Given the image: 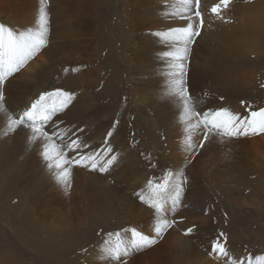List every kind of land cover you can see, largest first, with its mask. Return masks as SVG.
<instances>
[{
	"label": "rangeland",
	"instance_id": "1",
	"mask_svg": "<svg viewBox=\"0 0 264 264\" xmlns=\"http://www.w3.org/2000/svg\"><path fill=\"white\" fill-rule=\"evenodd\" d=\"M128 1L132 2L130 10L125 5L129 3ZM200 1H194L193 10L201 22L205 12L209 11L210 14L215 12L216 15H220L217 10L222 8V11L225 9L226 12L221 14L224 15L221 17L228 22L229 31L240 30L245 23L243 15L249 8L247 6L243 12L240 5L246 4L244 1L238 0L240 3H237L236 0H213L205 11ZM258 1L247 2L255 4ZM147 2L148 0H0V61L5 64L0 66V87L2 86L0 150L4 152L0 157V264H264V161L256 163L254 160L256 158L249 160L245 153L246 147L242 149L235 147L232 154L236 157L229 158L231 161L224 159L227 156L222 154L216 155L215 158H210L206 154L200 155L199 159L191 157L194 162L191 175L193 178L181 175L179 181L174 180L175 183L171 176L168 178L165 176V183L156 178L153 185L159 186L158 192L149 189L147 183L140 178L138 181L135 180L136 182L120 180L121 183L128 185L136 202L132 207L125 206L120 201L122 198L119 197L120 188L114 181L115 174H110L117 160L119 148L125 146L127 150L133 149L131 151H135L136 154L141 152L137 157L138 160L147 158L148 162L152 163L151 168L152 166L159 168L163 161L160 155L162 152L157 151L156 148H160L161 145L155 144L154 135H160L161 129L165 128V124H160L161 129L159 128L153 114L158 108L157 104H162L161 100V103L157 101L158 103L152 104L145 111H140L139 107L142 104L139 106L137 104L139 103L138 87L132 84L134 79L131 73L134 59L127 43L129 37L123 29L133 31L135 23L142 18L143 22L138 23L141 25L140 31L136 30L134 33L144 35L154 30L150 28L151 25L146 24L149 21L148 17L153 16L152 18L160 21L158 19L160 15L162 19L168 16L176 17L179 16L180 10H187L178 3L177 6L170 7L166 11L151 10L155 13L157 11L156 14L151 15L145 10L146 7L144 8ZM39 4H43L46 8L52 4L66 7L72 15L74 14L72 20L75 22L72 25L75 30H80L78 34L63 39L55 37L56 32L67 34L66 30H61L66 24L57 11L48 10L44 14L45 17L43 16L44 23L41 19L36 25L34 24L35 26L31 24V28L15 24L17 22L15 15L24 14ZM237 4H240V8ZM259 7L256 5V9L251 10L254 11L252 14L256 16L263 8ZM255 11L258 13L255 14ZM256 17L252 41H255L258 51L249 54L251 56L240 64L242 69L236 68L237 73L241 71L240 73L246 74V86L230 88L223 80L222 82L209 79L200 87L202 90L199 93L204 98V101L199 100L201 104L218 99L223 101L228 98L224 94L229 90H234V93L229 91L232 95L236 93L241 97L250 98L245 100L242 98V101L253 99L254 102H251L255 105L252 106L254 109L251 114L253 119L255 118L252 122L253 132L250 134L241 131L239 137L264 136V124L259 123L261 115H264V13L260 11V15ZM190 21L187 19L180 24L181 28L187 27L186 29L190 31L189 25L193 24ZM76 22L79 24L77 25ZM202 26L201 23V27L199 24L197 30H194L193 37H191L193 30L191 34H184L185 40L190 42L188 48L196 42ZM55 29L59 30L55 31ZM187 30L183 29L185 33ZM18 32L24 37L22 39L26 36L28 42L32 41L31 46L26 44L27 52L24 59H21V50V54L16 52L12 57V51L8 50L15 44L7 38H11L12 33ZM64 41L68 44L60 43ZM242 41H245V38ZM142 48L141 45L134 48L141 50L140 56L145 52ZM37 55H40L41 60L36 58ZM254 57L256 61H253ZM6 59L22 60L23 63H16L9 68ZM37 60L42 61V64L39 61L37 63ZM29 61H36L33 70L30 69L29 77L27 76L29 79L27 77L20 79L18 75L25 70ZM190 64L191 61L186 60L185 64H181V68L185 71ZM163 67L165 68V64ZM175 67L177 68L178 65ZM175 67L176 72L178 68ZM151 68L149 67L151 72H154V67ZM159 70L157 72L162 80L160 83L167 84L170 78L168 81L163 79L162 74L165 72L161 73V70L164 69ZM175 81L177 82V79L172 78L171 82ZM104 82L107 86H104ZM15 84L22 86L15 87ZM28 86L31 89V96L24 104L20 102V93ZM186 92L187 98L189 97L188 99L194 104L189 96L190 94L194 97L192 91ZM95 108L99 109L100 115L96 113ZM212 108L214 107L205 109L209 110L207 116H204V112H196L199 121L202 120L200 123L205 125L208 132L218 128L225 130V124L220 122L223 118L220 119L217 110L210 111ZM171 109L166 112L173 115ZM204 117H208L205 119H210L209 121L215 119L214 123L204 121ZM102 118L112 122V128L101 129L104 133L98 127V122ZM17 127L19 131L15 130ZM27 129L34 131L31 133ZM237 129V126L231 125L227 128L228 131L225 130L227 132L225 135L231 136L232 132H238ZM112 135L120 136L123 145L118 146V141H110ZM33 139L42 148H39L38 144V146L32 144ZM10 140L12 143L9 142ZM260 144L264 151V139L260 140ZM2 145L9 146V149ZM114 146L117 147L116 151ZM42 153L46 155V159ZM59 164L63 166L60 167ZM82 170L86 176L80 177V184L82 183L80 187L74 186L71 181L73 174H80ZM100 177L103 179L101 180Z\"/></svg>",
	"mask_w": 264,
	"mask_h": 264
},
{
	"label": "bare ground",
	"instance_id": "2",
	"mask_svg": "<svg viewBox=\"0 0 264 264\" xmlns=\"http://www.w3.org/2000/svg\"><path fill=\"white\" fill-rule=\"evenodd\" d=\"M42 1V0H41ZM123 1V0H122ZM194 1L195 0H148L147 4L144 6V8L146 7L145 10L149 11V14L153 15L156 14L155 11L152 12L151 10L154 9H162L163 11L168 10L170 7H175V5H181V7L186 8L187 10L183 11L180 10L179 11V16H171L169 18H165L162 19L161 15L160 17H158V19L160 21H158L155 18H152L153 16H151V18H147L149 19V23L145 22L146 24L151 25L150 28L154 29L153 31H149L150 33L147 34H138V33H134V31L137 30L140 31V27L141 22H143L142 18L135 23V25L133 26V31L132 30H125L123 29V32L128 35L127 39H128V47L130 52H132V57H133V64L131 65V73L133 74V79L134 82L132 83L134 86L136 85L138 88V96H139V105L142 104L140 108V111H145V109H147L149 106H151L154 103H158L162 101V104H157L158 108L157 110L154 111V115L156 117V123L160 128V124H165V128L162 130L161 128V134L160 135H154L155 138V144L158 143L160 144V148H156L157 151L162 152L160 155L162 156V163L161 165L158 167H153L151 168V164L148 162V159H144L141 160V158L138 160V156L139 154H136L134 152H132L131 150H127L125 148V146H121V148H119L118 150V156H117V160L114 162L113 164V168L110 172V174H115V183L117 184V186H119V197L122 198V200H120L122 202V204H124L125 206H135V202L136 200L132 198V193H130L129 189H128V185H126V183H124L125 181L130 182V181H138V178H140L143 182L147 183L146 186L149 189H153L155 191H160L158 190L159 186H155L153 185V183L155 182L156 178H159V180L161 179L163 183H165V176L168 178L169 176L172 177V180L174 182V180L179 181L181 179V175H184V177L186 178H193V176H191L193 173V164L194 162H192L191 157H195V159H199L201 158L200 155L202 154H206L207 156H209L210 158H215L217 157L216 155H225L227 156L224 159H234L236 156L232 154V150L235 149V147L238 148H243L246 147V151L245 153L247 154V158H256L254 159L257 162H263L264 161V151L261 148V144H260V140L264 139V136H260L258 135L257 138H251L250 136H244L241 135L239 137V133L241 131H245L247 133L253 132L252 131V122H254V119L252 117V112H253V105L251 102H254L253 99L252 101L247 100L246 102L244 101L245 99H250L248 98V96L245 97H241L240 95H236V93L234 95H232L231 93H234V90L232 91H228L226 92L227 94H224V96H228V98H226L223 101H205L204 103L201 104V102L199 100L204 101L203 95H200V91L202 90L203 83L205 84V82H207L209 79L211 80H220V81H225L228 86L230 88L233 87H242L244 88L247 84V79H245L246 74L240 73L238 70V73L236 72V68L240 67V64L243 63V61L246 59H248V56H251L249 54L255 53L258 50H256L258 47L255 44V41L253 40V35L255 34V24H256V16L260 15V11L264 13V0H259L258 2H256L255 4H249L247 1L248 0H241L244 1L246 4H242L240 5L243 8V12L245 10V8H249L246 9L247 13H244V19L245 23L242 25L241 29H232L231 31L228 30V22H225V18L221 17L224 15L223 14L225 11V9L222 11V8L218 9L217 12L218 14L221 13L220 15H216L215 12L210 14L209 11L205 12V14H203L202 16V22L199 21L197 15L195 14L196 12H194L193 8H194ZM200 1V0H199ZM202 1V9L205 11L207 6L213 1V0H201ZM200 1V2H201ZM220 1V0H219ZM237 3H240L238 0H236ZM257 1V0H256ZM129 2V1H128ZM226 2V1H225ZM132 2H129L127 4H125L126 6H128V8L131 6ZM236 5V3H234ZM239 5L237 4L238 8ZM256 5L263 7L260 9L259 13L256 12L255 14H257L256 16L254 14H252L251 10H255L256 9ZM124 6V4H123ZM122 6V8H123ZM225 6V5H224ZM226 7V6H225ZM233 7V6H232ZM235 7V6H234ZM259 7V8H260ZM125 8V7H124ZM179 8V7H178ZM241 8V9H242ZM198 9V8H197ZM210 9V8H208ZM49 11H57L60 12L61 15V20L64 21V24H66L63 28H61V30H66L67 34L62 35L59 32H56L55 37L63 39V38H68V36H73L78 34L77 32H79L77 29L75 30L73 27V23L75 22V20H72V15L70 13V11L68 9H66V7H63L60 5L55 6L54 4H52L51 6H48L47 8L43 5V4H39L37 6H35L34 8H31L30 10H27L24 14H17L15 15V20L17 21L15 24L16 25H20L23 26L24 28H31V24H37V22H40V20L42 19V23H44L43 18L45 17V13H47ZM130 10V8H129ZM134 10V8H133ZM234 10V9H232ZM258 10V8H257ZM161 11V10H160ZM211 11V9H210ZM215 11V10H214ZM221 11V12H220ZM135 12V11H134ZM159 12V11H158ZM238 12V11H237ZM241 12V14L243 13ZM248 12H251L250 14ZM50 13V12H49ZM148 13V12H147ZM164 13V12H163ZM204 13V12H203ZM125 14V13H124ZM134 13H132L133 15ZM162 14V12H161ZM142 15V14H141ZM145 15V14H143ZM148 15V14H147ZM42 16V18H41ZM44 16V17H43ZM129 16V15H127ZM131 16V15H130ZM149 16V15H148ZM159 16V15H158ZM196 16V18L194 17ZM242 16V17H243ZM252 16V17H251ZM256 19H255V17ZM123 17V15H122ZM126 17V16H124ZM133 17V16H131ZM142 17V16H141ZM57 18V17H55ZM157 18V17H156ZM46 19V18H45ZM74 19V18H73ZM133 19V18H131ZM138 19V18H136ZM146 19V20H147ZM191 20V24L189 25V30L188 31L186 28H183L184 30H187V32L185 33L183 31V29L181 28L180 24L186 22V20ZM235 19V18H234ZM126 20V19H125ZM145 20V17H144ZM260 20V19H258ZM78 21V20H77ZM128 21V20H127ZM130 21V20H129ZM134 21V20H132ZM130 21V22H132ZM136 21V20H135ZM242 21V20H241ZM255 21V22H254ZM15 22V21H14ZM125 22V21H124ZM189 22V21H188ZM77 25L79 24V22H76ZM201 23L203 24L202 28L201 27ZM258 23V22H257ZM262 23V22H261ZM137 24V25H136ZM188 24V23H187ZM186 24V25H187ZM190 24V23H189ZM197 26H195V25ZM200 24V29H201V33L197 36L196 42H194V45L191 46L190 48H188V45L190 44V42L188 43L187 40H185L184 38V34H191L192 30V36L194 35V30L196 31L198 26ZM34 25V26H35ZM76 25V26H77ZM124 25H126L124 23ZM143 25V24H142ZM194 25V26H193ZM260 25V23H259ZM129 26V24H128ZM127 26V27H128ZM180 26V28L178 27ZM234 26V25H233ZM257 26V25H256ZM18 27V26H17ZM78 27V26H77ZM80 27V26H79ZM124 27V26H123ZM130 27V26H129ZM20 27H18L19 29ZM34 28V27H33ZM38 28V26H37ZM125 28V27H124ZM264 28V27H263ZM41 29V28H40ZM127 29V28H126ZM132 29V28H130ZM260 29V28H258ZM21 30V29H19ZM59 30V29H55ZM119 30V29H118ZM117 30V31H118ZM125 30V31H124ZM18 31V30H17ZM23 31V30H22ZM28 31V29H27ZM32 31V30H31ZM40 31V30H39ZM84 31V30H83ZM87 31V30H86ZM259 31V30H258ZM261 31V30H260ZM34 32V31H33ZM64 32V31H63ZM82 32V31H81ZM119 32V31H118ZM122 31H120L121 33ZM38 33V31H37ZM41 33V32H40ZM39 33V34H40ZM84 33V32H83ZM106 33V32H105ZM144 33V32H143ZM34 34V33H33ZM44 34V33H43ZM107 34V33H106ZM109 34V32H108ZM138 36H137V35ZM260 34V33H258ZM263 34V33H262ZM10 35V34H8ZM12 37L11 38H7L9 41H11L13 44H15L14 46H11L10 49L8 48V50L12 51L11 52V57L17 53H20L22 51L21 54V59L25 58L26 55V50H27V45H32V41L28 42V38L22 39L24 37H21V33H12ZM37 35V34H36ZM50 35V34H49ZM53 35V34H52ZM80 35V34H79ZM84 35V34H82ZM110 35V34H109ZM119 35V34H118ZM188 35V34H187ZM28 36V35H27ZM38 36V35H37ZM36 36V37H37ZM40 36V35H39ZM67 36V37H66ZM248 36V37H247ZM261 36V35H260ZM31 37V35L29 36ZM106 37V35H105ZM118 37V36H117ZM122 37V36H121ZM125 37V36H124ZM190 37V35H189ZM77 38V37H76ZM109 38V36H108ZM126 38V37H125ZM243 38H245V41H242ZM116 39V38H115ZM120 40V38H118ZM122 40V39H121ZM38 41V40H37ZM40 41V40H39ZM68 41V40H67ZM64 41V42H60V43H64L63 45H67L68 42ZM35 43V42H34ZM110 43V42H109ZM27 44V45H26ZM101 45V44H100ZM99 45V46H100ZM116 45V44H115ZM119 45V44H118ZM132 45V48H130ZM143 47L142 49L145 50L144 54L142 56H140L139 54H141V50H137L134 49L135 47ZM53 47V46H52ZM119 47V46H118ZM56 48V47H55ZM58 48V47H57ZM61 48V47H60ZM59 48V49H60ZM141 49V48H140ZM21 50V51H20ZM51 50V49H50ZM49 50V51H50ZM61 51V50H60ZM118 51V50H117ZM7 52V51H6ZM9 52V51H8ZM80 52V51H79ZM50 53V52H48ZM66 53V52H65ZM40 54V53H39ZM44 54V53H43ZM113 54V53H112ZM116 54V53H114ZM120 54V53H119ZM105 55V54H103ZM128 55V54H127ZM255 55V54H253ZM44 56V55H43ZM100 56V55H99ZM110 56V55H109ZM112 56V55H111ZM122 56V55H121ZM147 56V57H146ZM39 60H41L40 55H37V57ZM35 58V59H36ZM47 59V57H44ZM108 58V57H107ZM113 58V57H111ZM255 58V57H254ZM258 58V56H257ZM33 59V60H35ZM252 59V57H251ZM9 63H8V67L10 68L11 66L16 65V63H23V61H19V60H9L6 59ZM37 60V63L38 61ZM49 60V58L47 59V61ZM127 60V59H126ZM186 60H190L191 64L189 65V67L187 68V70L184 71V69L181 68V64H185ZM44 61H46L44 59ZM256 61V58L253 60ZM252 61V62H253ZM27 62V61H26ZM30 62V61H29ZM28 62V63H29ZM36 62V61H35ZM35 62H30L29 64L26 63V68L22 73H18L20 79L21 78H26L27 76L29 77V73H30V69L33 70V66L35 65ZM40 62V61H39ZM42 62V61H41ZM40 62V64H42ZM102 62V61H101ZM44 63V62H43ZM46 63V62H45ZM256 63V62H255ZM130 64V62L128 63ZM127 64V65H128ZM165 64V68L163 67ZM5 65L3 64L2 61H0V66ZM39 65V64H38ZM161 65V66H160ZM175 65H178V69L175 67ZM159 69H164L161 70L165 72L164 76L162 74L163 79H165L166 81H168V79L170 80L166 86L165 84H161L160 82L162 81L160 78V74L158 71H160L159 69H157L158 67ZM177 69L176 72L174 71V67ZM183 66V65H182ZM187 66V65H185ZM25 67V66H24ZM38 66H36L37 68ZM102 67V66H101ZM124 67V66H123ZM149 67H154V72H151L152 68L149 69ZM157 67V68H156ZM242 67V66H241ZM240 67V68H241ZM35 68V67H34ZM184 68V67H183ZM239 68V69H240ZM13 69V68H12ZM129 69V68H128ZM242 69V68H241ZM43 71V70H42ZM243 71V70H242ZM255 71V70H254ZM34 72V71H32ZM31 72V73H32ZM6 73V72H5ZM39 73V72H38ZM42 73V72H40ZM106 73V72H105ZM108 73V72H107ZM130 73V74H131ZM240 73V74H239ZM252 73V72H250ZM35 74V73H34ZM103 74V73H102ZM188 74V75H187ZM254 74V72H253ZM17 75V74H16ZM42 76V75H41ZM138 76V77H137ZM256 76V74H255ZM254 76V77H255ZM27 77V78H28ZM38 77V76H37ZM106 77V76H105ZM13 78V77H12ZM33 78V77H32ZM31 78V79H32ZM43 78V77H42ZM107 78V77H106ZM105 78V79H106ZM172 78L177 79V82H171ZM249 78V77H248ZM19 79V80H20ZM29 79V78H28ZM27 79V80H28ZM104 79V80H105ZM108 79V78H107ZM252 79V78H251ZM250 79V80H251ZM256 80V78H254ZM258 79V78H257ZM14 80V79H13ZM109 80V79H108ZM249 80V81H250ZM253 80V79H252ZM261 80V79H260ZM11 81V80H9ZM8 81V82H9ZM17 81V80H16ZM22 81V80H21ZM25 81V80H23ZM106 81V80H105ZM133 81V80H131ZM164 81V80H163ZM185 81V82H184ZM222 81V82H223ZM29 82V80H28ZM34 82V81H33ZM107 82V81H106ZM122 82V81H121ZM187 82V83H186ZM258 82V81H257ZM14 83V82H13ZM21 83V82H20ZM30 83V82H29ZM105 83V82H104ZM28 84V83H27ZM117 84V83H116ZM11 85V84H10ZM17 87L20 84H15ZM106 85V83L104 84V86ZM186 85V86H185ZM32 86V85H31ZM107 86V85H106ZM110 86V85H109ZM252 86V85H251ZM251 86L248 87L249 91L251 89ZM257 86V85H256ZM2 87V86H1ZM0 87V89H1ZM30 86L26 87L24 89V91L21 92L20 90V102L26 104L29 101V97L31 96V89L29 88ZM111 87V86H110ZM124 87V86H123ZM127 87V86H126ZM132 87V86H131ZM4 88V87H3ZM130 88V87H129ZM106 89V88H105ZM136 89V88H135ZM254 89V88H253ZM256 89H258L256 87ZM7 90V89H6ZM11 90V88L9 89ZM14 90V89H13ZM18 90V89H17ZM134 90V89H133ZM5 91V90H4ZM15 91V90H14ZM106 91V90H104ZM103 91V92H104ZM186 91H192V94L194 95V97H192L190 94V99L195 102L194 104L191 103V101L187 98V92ZM199 91V92H198ZM252 91V90H251ZM261 91V90H260ZM6 92V91H5ZM11 92V91H10ZM18 92V91H17ZM37 92L38 89H37ZM248 92V91H247ZM3 93V92H2ZM14 93V92H13ZM135 95L136 92L134 91ZM240 93V92H239ZM263 93V91H262ZM9 94V91H8ZM106 94V92H105ZM124 94V93H123ZM133 94V93H132ZM241 94V93H240ZM251 94V93H249ZM264 94V93H263ZM17 95V94H15ZM104 94H102L103 97ZM264 96V95H263ZM262 96V97H263ZM17 97V96H16ZM19 97V96H18ZM251 97V96H250ZM261 97V96H260ZM259 97V98H260ZM10 98V97H9ZM111 98V97H110ZM177 98V100H176ZM244 99L243 101L241 99ZM254 98V97H253ZM258 98V99H259ZM12 99V97H11ZM113 99V98H112ZM137 99V98H136ZM194 99V100H193ZM208 99V98H207ZM257 99V98H256ZM255 99V100H256ZM257 99V100H258ZM14 100V99H13ZM105 100V99H104ZM133 100V99H132ZM161 100V101H160ZM212 100V99H211ZM16 101V100H15ZM32 101V100H31ZM117 101V100H116ZM135 101V100H134ZM158 101V102H157ZM18 102V100H17ZM104 102V101H103ZM114 102V101H113ZM124 102V101H123ZM138 102V101H137ZM263 102V101H262ZM13 103V102H12ZM11 103V104H12ZM15 103V102H14ZM20 103V104H21ZM101 103V102H99ZM10 104V105H11ZM16 104V103H15ZM39 104V103H38ZM104 104V103H103ZM257 104V103H255ZM260 104V103H258ZM14 105V104H13ZM99 105V104H98ZM97 105V106H98ZM120 105H122L120 103ZM127 105V104H125ZM167 105V106H165ZM180 105V107H179ZM41 106V105H40ZM257 106V105H256ZM9 107V106H8ZM26 107V105H25ZM96 107V106H95ZM101 107V106H99ZM98 107V108H99ZM155 107V106H154ZM209 107H214L212 108V110L210 109V111H214L217 110L218 114H220V119L223 118V121H220L221 123L225 124V130H227L228 127H230L232 125L233 126H237L238 132H230L231 136H227L225 134H227V132L225 130H219L218 129H213L212 131L210 130V132H208L207 129H205V125L203 126L202 123H200L201 121H199L196 112L197 111H201L204 112V116L208 114L209 110H205ZM255 107V105H254ZM0 108H1V104H0ZM23 108V107H22ZM53 108V107H52ZM98 108H95L96 113L98 115H100V111ZM123 108V107H122ZM172 108V109H171ZM263 108V107H262ZM21 109V108H20ZM102 109V108H101ZM154 109V108H153ZM170 109L173 111V115H170L169 113H167L166 111ZM180 109V110H179ZM23 110V109H22ZM6 111V109H5ZM9 111V109H8ZM139 111V112H140ZM122 112V111H121ZM120 112V113H121ZM136 112V111H135ZM134 112V113H135ZM5 113V112H4ZM9 113V112H8ZM132 113V111L130 112ZM138 113V112H137ZM147 113V112H145ZM200 113V112H199ZM211 113V112H210ZM140 114V113H138ZM202 114V113H200ZM255 114V113H254ZM37 115V114H36ZM128 115V113H127ZM144 115V113H143ZM211 115V114H210ZM214 115V114H213ZM18 116V115H17ZM107 117V115H105ZM130 116V115H129ZM146 116V115H145ZM209 116V115H208ZM102 117V116H101ZM136 117V116H135ZM211 117V116H209ZM58 118V117H57ZM56 118V119H57ZM110 118V117H109ZM130 118V117H129ZM133 118V117H132ZM201 118V116H200ZM206 117H204L205 119ZM208 118V117H207ZM206 118V119H207ZM204 120V121H209L208 120ZM212 119V118H211ZM217 119V118H216ZM103 120V118H102ZM98 122V127L101 129L105 130L111 127V121L109 120H103V121ZM215 120V119H214ZM214 120L213 121L214 123ZM11 121V120H10ZM203 121V122H204ZM209 121V122H211ZM9 122V121H8ZM12 123V122H11ZM10 123V125H11ZM260 124H264V115H261L260 117ZM217 124V121H216ZM222 124V125H223ZM230 124V126H229ZM14 125L16 126V124L14 123ZM23 125V124H22ZM118 125V124H117ZM211 125V123H210ZM219 125V124H218ZM21 126V125H20ZM18 126V127H20ZM26 126V125H25ZM119 126V125H118ZM17 129L15 130H18ZM30 127V126H29ZM129 127V126H128ZM28 128V127H26ZM112 128V127H111ZM114 128V127H113ZM144 128V127H143ZM221 128V126H220ZM224 128V127H222ZM77 129V128H76ZM75 129V130H76ZM20 130V129H19ZM18 130V131H19ZM29 130V129H27ZM25 131V129H24ZM30 131V130H29ZM28 131V132H29ZM32 131H34L33 129L30 131L32 133ZM85 131V130H84ZM112 131V130H111ZM230 131V129H229ZM21 132V131H20ZM23 132V131H22ZM26 132V131H25ZM103 132V131H101ZM107 132V131H106ZM35 133L38 132L36 131ZM34 133V134H35ZM82 133V132H81ZM104 133V132H103ZM134 133V132H133ZM16 134V133H15ZM100 134V133H99ZM102 134V133H101ZM112 134V133H111ZM4 135V134H3ZM22 135V134H21ZM27 135V134H26ZM32 135V134H31ZM124 135V134H123ZM140 135V134H139ZM247 135V134H246ZM254 135V134H253ZM10 136V135H9ZM14 136V135H13ZM16 136H20V135H16ZM30 136V135H28ZM39 136V135H38ZM104 136V135H102ZM142 136V135H141ZM161 136H163L164 138H161ZM7 137V136H6ZM12 137V136H11ZM31 137V136H30ZM40 137L41 134H40ZM76 137V136H75ZM111 137V136H110ZM116 137V136H114ZM112 135V138L110 139V141H118V146L119 145H123L121 144L122 138L116 137L115 138ZM122 137V136H121ZM14 138V137H13ZM12 138V139H13ZM28 138V137H27ZM32 138V137H31ZM35 138V137H34ZM39 138V137H38ZM45 138V137H44ZM48 137H46L47 139ZM72 138V137H71ZM77 138V137H76ZM147 138V137H146ZM131 139V138H130ZM8 140V139H7ZM34 140V139H33ZM40 140V139H39ZM50 140V139H48ZM108 140V139H107ZM129 140V139H128ZM152 140V139H151ZM150 140V141H151ZM4 141V140H3ZM17 141V140H16ZM16 141L14 143H16ZM19 141V140H18ZM21 141V140H20ZM25 141V140H24ZM22 141V142H24ZM47 141V140H46ZM86 141V140H85ZM126 141V140H125ZM10 143L11 140L9 141ZM26 142V141H25ZM37 142V141H36ZM48 142V141H47ZM46 142V143H47ZM123 142V141H122ZM131 142V141H130ZM202 142L204 143V145H202ZM3 143V142H2ZM9 143V144H10ZM19 143V142H18ZM45 144V141L43 142ZM51 143V142H49ZM140 143V142H139ZM8 144V145H9ZM32 144H38L35 143V140ZM52 144V143H51ZM106 145V143H104ZM126 144V143H125ZM11 145V144H10ZM9 145V146H10ZM39 145V144H38ZM37 145V146H38ZM83 145V144H82ZM97 145V144H96ZM127 145V144H126ZM131 145V144H130ZM135 145V144H134ZM137 145V142H136ZM3 146V145H2ZM7 146V145H6ZM3 146L7 149H9V146ZM16 146V145H15ZM39 148H42L41 145H39ZM110 146V145H109ZM128 146V145H127ZM28 147V146H27ZM31 147H36V146H31ZM136 147V146H135ZM150 147V146H149ZM11 148V147H10ZM16 148V147H15ZM38 148V147H36ZM50 148V147H49ZM113 148V147H112ZM115 151L116 148L115 147ZM138 148V147H137ZM151 148V147H150ZM237 148V149H238ZM5 149V150H6ZM13 149V148H12ZM51 149V148H50ZM4 150V151H5ZM44 150V149H43ZM56 150V149H55ZM54 150V151H55ZM88 150V149H87ZM26 151V150H25ZM23 151V152H25ZM31 151V150H30ZM36 151V150H34ZM33 151V152H34ZM38 151V150H37ZM45 151V150H44ZM91 151V150H90ZM137 151V150H136ZM149 151V150H148ZM241 151V150H240ZM8 152V151H7ZM22 152V151H21ZM32 152V153H33ZM40 152V151H39ZM39 152H37V154H39ZM51 152V151H50ZM81 152V151H80ZM89 152V151H88ZM87 152V155H88ZM153 152V151H152ZM158 152V153H159ZM234 152H236L234 150ZM239 152V151H238ZM243 152V151H242ZM35 153V152H34ZM47 153V152H45ZM49 153V152H48ZM58 153V152H57ZM91 153V152H90ZM244 153V154H245ZM23 154V153H22ZM43 154V153H42ZM53 154H56V152ZM94 154V153H93ZM150 154V153H149ZM232 154V155H231ZM243 154V155H244ZM4 155V152L2 150H0V157ZM10 155V154H9ZM36 156V153L34 154ZM41 155V152H40ZM45 155V154H43ZM50 155V154H49ZM117 155V154H116ZM159 155V156H160ZM34 156V157H35ZM53 156V155H52ZM57 156V155H56ZM142 156V155H141ZM7 157V156H6ZM26 157V154H25ZM91 157V155H90ZM39 158V157H38ZM48 158V157H47ZM50 158V157H49ZM53 158V157H52ZM222 158V157H221ZM27 159V157H26ZM29 159V158H28ZM45 159H46V155H45ZM44 159V160H45ZM65 159V158H64ZM229 159V160H230ZM244 159V158H243ZM35 160V159H34ZM49 160V159H48ZM28 161V160H26ZM37 161V159H36ZM52 161V160H50ZM57 161V160H56ZM231 161V160H230ZM39 162V161H37ZM192 162V163H189ZM17 163V162H16ZM26 163V162H24ZM35 163V162H34ZM40 163V162H39ZM42 163V162H41ZM53 163V162H52ZM62 163V162H61ZM155 163V162H154ZM19 164V163H18ZM28 164V163H27ZM26 164V165H27ZM30 164V163H29ZM28 164V165H29ZM67 164V163H66ZM199 164V163H198ZM261 164V163H260ZM38 165V164H37ZM36 165V166H37ZM42 165V164H41ZM47 165V164H46ZM54 165V164H52ZM188 165H190L188 167ZM23 166V163H22ZM25 166V165H24ZM32 166V165H31ZM44 166V163L43 165ZM51 166V164H50ZM59 166H63L62 164H59ZM259 166V165H256ZM28 167V166H27ZM41 167V166H40ZM53 167V166H52ZM71 167V166H70ZM185 167V168H184ZM188 167V171H186ZM198 167V166H197ZM264 167V166H263ZM19 168V167H18ZM30 168V167H29ZM261 168V167H260ZM21 169V167H20ZM65 169V168H64ZM63 169V170H64ZM88 169V168H87ZM49 170V169H48ZM185 170V171H184ZM195 170V169H194ZM259 170V169H258ZM41 171V170H40ZM52 171V170H51ZM87 171V170H86ZM88 172V171H87ZM186 172V174H185ZM254 172V171H253ZM259 172V171H258ZM261 172V171H260ZM58 173V172H57ZM56 173V174H57ZM61 174V172H59ZM80 174H73V178L71 179L72 183H74V186L77 185V187H80V177H85L86 173L82 170L79 172ZM36 174V173H35ZM40 174V173H39ZM59 174V175H60ZM64 174V173H62ZM89 174V173H88ZM100 174V173H99ZM130 174V175H128ZM257 174V173H256ZM49 176V174H47ZM151 175V176H150ZM46 176V175H45ZM259 176V175H258ZM57 177V176H56ZM65 178V177H64ZM68 178V177H67ZM126 178V180H125ZM69 179V178H68ZM67 179V180H68ZM95 179V178H94ZM101 179V177H100ZM103 179V178H102ZM101 179V180H102ZM119 179V180H118ZM151 179H153L151 181ZM260 179V178H259ZM51 180V179H50ZM58 180V179H56ZM120 180H123L124 182L121 183ZM150 180V182H149ZM48 181V180H47ZM59 181H65V180H59ZM104 181V180H103ZM51 183V181H48ZM54 182H56L54 180ZM111 182V181H110ZM136 182V181H135ZM169 182V181H168ZM183 182V181H182ZM68 183V182H67ZM88 183V182H87ZM96 183V182H95ZM114 183V184H115ZM142 183V182H141ZM144 183V184H145ZM175 183V182H174ZM46 184V182L44 183ZM48 184V183H47ZM99 184V183H98ZM143 184V183H142ZM170 184V183H168ZM126 185V186H125ZM73 186V187H74ZM154 186V188H153ZM130 187V186H129ZM66 188V187H65ZM94 188V187H93ZM142 188V187H141ZM170 188V187H169ZM89 189V188H88ZM72 190V189H71ZM144 191V190H143ZM147 191V190H146ZM146 193V192H145ZM114 194V193H113ZM148 194V193H147ZM161 195V194H160ZM119 199V198H118ZM165 222V221H164ZM163 222V223H164ZM156 226V225H155ZM176 238V236H175ZM233 264V263H232Z\"/></svg>",
	"mask_w": 264,
	"mask_h": 264
}]
</instances>
